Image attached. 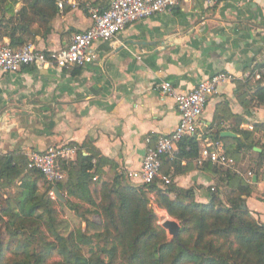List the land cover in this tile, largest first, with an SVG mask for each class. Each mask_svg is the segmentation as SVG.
Returning <instances> with one entry per match:
<instances>
[{
    "label": "crops",
    "instance_id": "obj_1",
    "mask_svg": "<svg viewBox=\"0 0 264 264\" xmlns=\"http://www.w3.org/2000/svg\"><path fill=\"white\" fill-rule=\"evenodd\" d=\"M75 1L77 8L67 4L58 9L49 33L29 43L43 52L60 51L73 34L91 27L88 5L110 4ZM21 8L22 2L16 11ZM0 40L10 42L7 37ZM95 52L98 60L84 68L27 67L0 75V155L28 160L32 152L68 145L76 147L78 155L109 161L105 178L115 170L126 176L139 171L148 150L179 124L176 102L160 93V85L168 82L178 93H187L220 73L232 80L220 86L203 119L211 135L222 130L237 137L214 142L226 153L235 144L232 140L242 137L236 132H254L255 125L264 122V106L248 105L260 83L245 80L246 74L264 67V0H221L214 7L193 0L129 25L113 42H97ZM199 156L164 158L162 176L172 187L194 190L198 204H208L213 188L221 196L231 188L228 182L218 187L217 168L200 165ZM255 176V191L244 199L263 220L264 174ZM170 198L175 200V194Z\"/></svg>",
    "mask_w": 264,
    "mask_h": 264
},
{
    "label": "trees",
    "instance_id": "obj_2",
    "mask_svg": "<svg viewBox=\"0 0 264 264\" xmlns=\"http://www.w3.org/2000/svg\"><path fill=\"white\" fill-rule=\"evenodd\" d=\"M57 14V0H0V39L7 37L12 47H23L37 36H46ZM255 102L256 107L264 106L260 84L248 105ZM222 132L212 134L213 139L227 140L221 138ZM236 133L242 137L232 140L235 144L226 154L231 158L245 150L257 154L259 177L264 173V143L253 137L264 134V122L256 124L254 132ZM255 148L262 152L256 153ZM200 150L199 142L185 139L177 159H196ZM95 159L93 154L87 157L80 152L77 162L66 166L67 179L52 185L40 172L27 170L26 157L0 155V198L2 191L12 187L20 195L18 200L7 198L6 206L0 207V222L10 235L8 241L0 234V264H264V223L243 209V198L255 191L253 182L218 170V186L230 184L228 203L224 206L216 191L210 203L198 204L194 190L136 185L116 170L105 178L110 162ZM55 187L67 200L58 203L75 209L84 230L66 235L58 228L56 202L49 196ZM172 193L175 200L170 198ZM152 194L159 208L181 222L179 243L170 242L167 232L157 225L158 216L149 210ZM54 257L60 261L49 263Z\"/></svg>",
    "mask_w": 264,
    "mask_h": 264
},
{
    "label": "built area",
    "instance_id": "obj_3",
    "mask_svg": "<svg viewBox=\"0 0 264 264\" xmlns=\"http://www.w3.org/2000/svg\"><path fill=\"white\" fill-rule=\"evenodd\" d=\"M193 0H110L107 8L88 5L92 25L85 31L72 35L69 45L56 52H43L34 44H26L20 48L12 47L8 41L0 40V75L17 74L24 68L35 67L39 70L49 68H84L98 60L95 52L97 42L111 43L129 25L147 20L153 16L172 12L191 3ZM209 7L216 6L221 0H202ZM69 4L77 8L75 0H58L57 6L63 11ZM232 80L226 73L217 74L201 82L187 93H178L171 83L160 85V93L164 97L173 98L176 102L180 120L177 128L170 134L161 136L155 146L148 150L139 171L129 172L126 178L140 186L157 185L166 188L171 180L162 176L163 160L166 157L176 159L179 145L185 139H194L200 143V165L210 163L215 168H225L232 174L253 182L255 173H243L237 162L229 157L219 142H214L211 132L203 116L212 98L219 95L222 84ZM245 80H252L264 86V67L245 75ZM78 149L73 146H52L44 152H32L28 156L27 170L40 172L52 185L64 182L68 172L66 166L75 162ZM216 192V189H212ZM51 196L55 199L52 192ZM157 216L160 208L155 194L151 195L149 204Z\"/></svg>",
    "mask_w": 264,
    "mask_h": 264
},
{
    "label": "rangeland",
    "instance_id": "obj_4",
    "mask_svg": "<svg viewBox=\"0 0 264 264\" xmlns=\"http://www.w3.org/2000/svg\"><path fill=\"white\" fill-rule=\"evenodd\" d=\"M253 140L255 142H259L260 144H263L264 143V134L263 133H257L254 137H253ZM243 153H245L244 155H242ZM230 155V154H229ZM231 156V155H230ZM232 158L237 162V164L239 165L240 167V170L243 172V173H247L249 171H253L254 173H256V170H257V167H258V163H259V158H258V155L255 154L254 152H251V151H248V150H245V151H242L238 156H235L233 155ZM227 170L225 168H217V171L218 170ZM26 172V171H25ZM231 173V172H230ZM232 174V173H231ZM264 174V173H263ZM234 175V174H233ZM238 177V175H236ZM240 177V176H239ZM241 178V177H240ZM244 181H247L246 179H243ZM44 182H40V185H41V192L42 193H45L46 192V189L44 184ZM238 182H236L235 186L237 185ZM49 185V184H48ZM219 187V186H218ZM168 187H166L165 189H162V190H166ZM217 192L218 189L216 190ZM52 193V192H51ZM51 193L49 194V196L51 197L52 200H54L56 202V210H57V213H58V228L66 235H68L69 233L75 231V230H79V229H85V224L84 222L82 221V218H80V216L77 215V212L75 211V209H73L71 206L67 205V206H61L58 202H60L56 196H55V199H53V197L51 196ZM229 191L224 194L223 196H221V193H220V198L222 200V204L224 206H226V204L228 203L227 202V197L229 196ZM214 194V193H213ZM19 192H17V188L16 187H12V188H7L5 191H2L1 192V197L0 198V207H5L6 206V199L7 198H11L12 201L19 198ZM16 197V198H14ZM65 197V196H64ZM66 198V197H65ZM244 199V198H243ZM245 200V203L247 202L246 199ZM71 201L73 203H79L78 200H75V199H71ZM62 203V202H61ZM67 203V200L64 204ZM151 211V210H150ZM160 215L158 216V222H157V225L160 226L161 228L162 227V224L164 222V220L166 219H170L172 221H176V222H179L175 219H173L172 217L169 216V214L160 208ZM254 217L261 223H264V219L262 220L261 218L258 219L257 216H255L254 214ZM96 222H100V219L99 218H96L95 219ZM181 223V222H179ZM182 225V224H181ZM166 231V230H165ZM44 232H46L44 230ZM167 232V231H166ZM0 234L4 237L5 240H10V235L9 233H7L4 225L0 222ZM48 235V234H47ZM167 236H168V239L170 242H172V238L169 236L168 232H167ZM14 248L16 247V241L13 243L12 245ZM60 259L57 258V257H54L53 259H51L49 261V263H53V262H59Z\"/></svg>",
    "mask_w": 264,
    "mask_h": 264
},
{
    "label": "water",
    "instance_id": "obj_5",
    "mask_svg": "<svg viewBox=\"0 0 264 264\" xmlns=\"http://www.w3.org/2000/svg\"><path fill=\"white\" fill-rule=\"evenodd\" d=\"M221 137L222 138H236L237 136L230 133V132H224L221 134ZM254 150L257 153L262 152V150L258 149V148H255ZM254 182H257L256 176L254 178ZM53 193L60 202H63V203L66 202V198L63 196V194L59 191V189L57 187L54 188ZM243 209L244 210L247 209L246 203H244ZM162 227L164 230H166L168 232L169 236L172 238L173 241L175 240L177 243L180 242V233H181V229H182L181 223L176 222V221H172L170 219H166V220H164Z\"/></svg>",
    "mask_w": 264,
    "mask_h": 264
}]
</instances>
